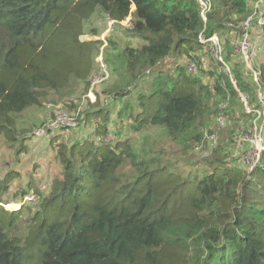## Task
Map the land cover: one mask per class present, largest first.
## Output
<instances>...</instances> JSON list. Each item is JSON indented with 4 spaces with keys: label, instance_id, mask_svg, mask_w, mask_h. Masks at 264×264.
<instances>
[{
    "label": "trees",
    "instance_id": "16d2710c",
    "mask_svg": "<svg viewBox=\"0 0 264 264\" xmlns=\"http://www.w3.org/2000/svg\"><path fill=\"white\" fill-rule=\"evenodd\" d=\"M247 1L218 0L205 24L194 0H0V138L17 143L18 120L32 107L75 108L77 89L97 96L81 118L69 114L78 126L96 122L89 137L71 145L51 138L50 161L61 170L48 190L32 192L29 184L20 191L48 192L24 236L14 235L22 209L8 211L0 201V264H264V152L253 169L231 157L239 93L224 71L216 75L201 63L210 43L200 36L230 35L232 12L221 9L243 16ZM130 15L132 29L119 24ZM107 17L116 21L113 31L144 45L108 44L95 26L87 31L100 18L107 28ZM223 39L238 89L256 94L254 78L245 77L236 55L230 59V38ZM171 55L201 63L213 80L206 84L183 66L165 70ZM100 56L109 77L92 88ZM257 64L264 67V47ZM219 116L224 125L213 119ZM227 118L229 137L222 133L218 144L209 136L212 151L201 163L209 168L181 167L206 140L202 127L211 121L222 132ZM159 131L167 142L151 135ZM31 137L22 138L21 153Z\"/></svg>",
    "mask_w": 264,
    "mask_h": 264
},
{
    "label": "rangeland",
    "instance_id": "374dc122",
    "mask_svg": "<svg viewBox=\"0 0 264 264\" xmlns=\"http://www.w3.org/2000/svg\"><path fill=\"white\" fill-rule=\"evenodd\" d=\"M217 1L218 0H213L214 4H216ZM247 9L248 12L243 16L236 14V12L230 10V8L221 9V13L227 11L232 12L230 15L231 20H226L225 22L227 26L226 29L228 28L230 30L229 31L230 35H227L225 37L226 31L221 35L222 37H224V39L222 38L224 42L227 41L226 38H230L229 43H230V47H232L231 54H229L230 59H235L233 44L237 41V39L239 40V37L242 34L238 26L242 25L249 17L252 16L254 18L255 23H257L258 20L264 18V0H248ZM93 21H90L87 31L89 32V28L95 26L94 28H97L99 30L101 39H104L106 37L105 41L108 44H109L108 38L109 41H112L115 45H117V43L122 44L126 42V43H131L134 47H141L145 43L140 38H132L131 34L129 32H126V30L124 29H117V31L115 29L114 31L112 30L113 32L112 31L107 32L108 26L106 28V25L102 23V18L97 19L95 22ZM231 31H233V33ZM252 35H253V40H256L257 38L255 39V37L256 36L258 37L256 29H253ZM231 37L233 38L231 39ZM84 38H90V36L87 35ZM219 38L223 49L222 56L218 55L217 52H215L216 48L213 45L211 46L210 44V47H208V51H209L208 58H204L201 63L202 65H205L207 62V67L209 69L211 68L213 72L215 71L216 75L220 73V71L221 72L224 71L227 76H230L231 79L233 78L235 80L233 74V68L231 67V65H229L228 61H225V57H227L225 56V54L228 55V51L224 50L221 42L222 39L221 37ZM220 57H222V60L220 59ZM189 62L190 61L188 60V58L184 57L183 55L177 57L171 55L167 60L163 62V65L165 66L164 67L165 70L167 67H169L170 70L174 71L176 70V66L179 67L183 66L187 68ZM201 63H196L197 71L194 73L198 76L201 75L203 82L208 84L213 79H209L207 72L201 73L202 70ZM257 67L263 74L260 78V82H261L262 80H264L263 78L264 67H262L259 64H257ZM238 68L243 71V74L247 79L251 78V81L253 82L254 77L252 73L247 70V68L245 67L244 63L241 60L239 61ZM236 87L238 89L237 83H236ZM255 88H253V86L251 87V89L254 90ZM76 92L78 94L75 93V95L71 97V99L78 101L77 104L75 101L72 104L75 108H67L66 106H64L63 103L60 102H58L60 103L58 105L45 103V105L42 107H32L27 111H25L18 120L17 130L19 131L20 134L18 138L19 141L17 143L5 142L2 138H0V181H1L0 183L5 181L7 176H11V178L7 182L8 184L7 189L6 190L3 188L0 189V201L2 202V204H4V207L8 211H15L22 209V217L20 219V222L18 223V226L16 227L14 235L17 236L25 235L26 229L28 227L27 222H29V219L35 216L36 212L39 209V205L41 204L42 198L48 196V192H47V194L44 193L45 195L42 198L36 196L34 193L28 195L27 197H22L20 191L26 188L29 184L33 186V187L31 186L32 192L33 191L35 192L36 187L40 188L42 191L45 190L47 191L48 182L50 183V181L53 178H55L56 175L61 170V167L58 164L54 163V161H50L53 160L55 156L54 145H52L50 142L51 138L53 137L54 143L55 141L59 140L60 142L64 141L71 145L74 142L79 141V139H83L84 137H89L87 135L89 134V132L93 130V127L97 125L96 122H94L91 128H87L86 125L78 126L79 121L75 119V116L73 117L72 115H69L71 113H76V115L79 114L78 118H81L83 115V111L89 108L91 104H94L97 99V96L95 95L94 97L93 93H92L93 97L89 98L88 97V94L90 93L89 91L85 95L80 94L82 93V91L79 89H77ZM87 97L90 99V101ZM249 97H250L249 102L251 105H254L256 109L260 111L263 110L262 104L258 100L257 90H256V94L252 96L250 95ZM54 99L55 101H60V97H55ZM229 102H230V98H229ZM108 103H110V101L106 100V106L108 105ZM235 105L236 106L234 111L236 113V116L234 113H232L234 119V127L236 128V130L241 128L244 129L249 128L251 126L253 117L252 116L248 117L245 114V108L243 107L241 101L239 100L238 95L236 97ZM50 111H54V113ZM78 111L81 113H77ZM228 118L224 131L222 132H219L218 128H215L217 126H215L214 123L211 121H210V126L202 127V129H205L206 133H209L207 135L204 134L206 140L201 145V148L197 150V152L201 151V155L203 157H201V155L198 154L197 152L189 154L184 158V162H182L181 160L182 163L181 167H186L187 165H190L194 168V170H198V172H203L205 169L209 168L207 164L205 163L201 164L203 163V160L209 159L206 156H208L212 151V147L210 144L213 141H212V137L209 136L210 135L217 136L219 140L218 144L222 143L223 141V137L221 136L222 133H225L224 136L225 138L229 137V135H227L229 134L227 130H229L228 128L233 127L232 126L233 121L229 123L230 118L229 119ZM112 120H113V116H112ZM112 120L109 124L110 125L109 129L114 128ZM56 121H58V123ZM59 126L61 127L60 130H58ZM42 129H45L46 131L51 129L53 131L51 133H54V131L57 130L58 131L55 134H51V135L49 134L38 135V132L41 131ZM35 134L40 136L39 139L34 138ZM151 135H156V137L159 138L160 142L162 143L167 142L164 133L161 131L154 132ZM25 136L27 137L32 136L31 137L32 139L26 142L28 147L27 151L21 153L19 150V145L24 141L22 140V138ZM234 137L236 139L237 135L233 136V138ZM112 139H114L113 134H110L106 137V140L108 141H111ZM207 143H209V145ZM235 144L236 141H233V149ZM209 148L211 149L209 150ZM197 160L200 162L199 166L195 165V163H197ZM239 163L241 164L242 167L244 168L247 167L246 163L244 162L243 163L239 162ZM243 164L246 165L244 166ZM185 169L189 170L188 167ZM30 196H34L33 199L35 201H29L25 199Z\"/></svg>",
    "mask_w": 264,
    "mask_h": 264
},
{
    "label": "built area",
    "instance_id": "2783aa9c",
    "mask_svg": "<svg viewBox=\"0 0 264 264\" xmlns=\"http://www.w3.org/2000/svg\"><path fill=\"white\" fill-rule=\"evenodd\" d=\"M198 4V8L200 10V15L204 23L208 22L209 14L212 12L213 8V0H194ZM106 23L108 26L107 32L112 31L116 27V21L106 18ZM119 24L132 29L131 26V15L124 21ZM257 27L260 31L258 37L256 36L253 40V29ZM218 35H213L210 38H206L205 35L200 36V43L212 44L216 50L218 55L222 56V46L219 40ZM264 47V18L258 20L255 23L253 16L249 17L242 24V34L233 44L234 54L244 63L245 67L249 72L252 73L254 77V81L257 85V96L259 102L262 104L263 110H258L254 105H251L249 102V95L247 93H242L236 87V81L232 78V82L234 83L236 89L239 93V100L241 101L243 107L245 108V114L248 116H252L253 120L251 126L247 129L241 128L238 129L236 144L234 146V150L231 152L232 158H238L247 164L250 169L255 168L260 165L261 155L264 152V89L261 86L260 78L262 76V72L257 67V59L259 54L262 52ZM222 60V57H220ZM99 70L95 74L94 79L92 81V88L100 83L102 80H105L109 77V73L107 71V66L103 61L102 56L99 57ZM205 64V63H204ZM189 67V68H188ZM187 69L188 71L194 73L197 71L196 63L193 61L189 62ZM205 69H208L207 62L203 65ZM195 74V73H194ZM93 92L90 91L89 98L93 97ZM95 97V96H94ZM95 99V98H94ZM216 119L218 123L224 125L226 122L225 117H213ZM58 123V121H56ZM47 131L42 129L38 132V135H46ZM34 196H30L26 198L29 201H35Z\"/></svg>",
    "mask_w": 264,
    "mask_h": 264
},
{
    "label": "crops",
    "instance_id": "0c3cea01",
    "mask_svg": "<svg viewBox=\"0 0 264 264\" xmlns=\"http://www.w3.org/2000/svg\"><path fill=\"white\" fill-rule=\"evenodd\" d=\"M26 199V198H25Z\"/></svg>",
    "mask_w": 264,
    "mask_h": 264
}]
</instances>
